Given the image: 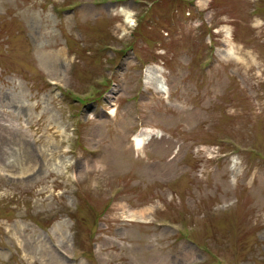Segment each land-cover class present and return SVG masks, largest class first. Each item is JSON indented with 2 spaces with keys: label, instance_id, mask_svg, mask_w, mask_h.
Instances as JSON below:
<instances>
[{
  "label": "rangeland",
  "instance_id": "obj_1",
  "mask_svg": "<svg viewBox=\"0 0 264 264\" xmlns=\"http://www.w3.org/2000/svg\"><path fill=\"white\" fill-rule=\"evenodd\" d=\"M0 164V264H264V0H0Z\"/></svg>",
  "mask_w": 264,
  "mask_h": 264
},
{
  "label": "bare ground",
  "instance_id": "obj_2",
  "mask_svg": "<svg viewBox=\"0 0 264 264\" xmlns=\"http://www.w3.org/2000/svg\"><path fill=\"white\" fill-rule=\"evenodd\" d=\"M127 17H128V15H127ZM156 86H157V84H156ZM142 139H143V135L142 134H138L137 136H135L134 142H135L137 147L141 146ZM33 166H34L33 163H31L30 161H29V164L27 163L25 165H21V168H22L21 169V174L26 173L28 170L32 169ZM5 167H6L5 165L0 164V170H5Z\"/></svg>",
  "mask_w": 264,
  "mask_h": 264
}]
</instances>
